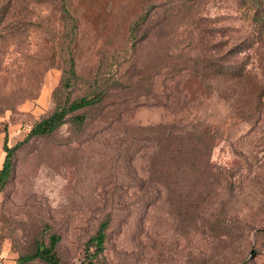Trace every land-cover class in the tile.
<instances>
[{"label":"rangeland","instance_id":"obj_1","mask_svg":"<svg viewBox=\"0 0 264 264\" xmlns=\"http://www.w3.org/2000/svg\"><path fill=\"white\" fill-rule=\"evenodd\" d=\"M244 6L0 0V169L4 142L24 141L0 191V264L53 234L61 264L86 262L102 223L96 264H264V28ZM230 49L245 76L207 74Z\"/></svg>","mask_w":264,"mask_h":264},{"label":"trees","instance_id":"obj_2","mask_svg":"<svg viewBox=\"0 0 264 264\" xmlns=\"http://www.w3.org/2000/svg\"><path fill=\"white\" fill-rule=\"evenodd\" d=\"M241 4L244 6V10L246 15H253L256 16V19L260 21V27L263 30L264 28V6H263V0H240ZM254 3V5L260 7L254 11L251 6V3ZM209 21V20H208ZM207 32H213L216 28L214 25H212V21H210ZM259 24V23H258ZM222 43V42H219ZM216 44H211L208 49L215 51L214 48L216 47ZM239 50L236 49H230L227 52H225L221 56H217L214 53H210L207 55V74H212L215 77H229L231 79H240L245 76V65L243 63H236L235 56L237 55ZM74 66L73 63L70 64V67L68 71L65 72V74H68L67 78L65 77L63 79L65 86H70L69 75H74ZM101 100L100 95H93L91 97L89 96H83L79 99L71 101L67 106H62L59 108H56L49 116L46 118L40 120L37 122L32 129L29 131L27 135V139L31 136H39V135H46L51 132H53L60 124L63 123V120L65 116L73 112L77 109L91 106L96 103H98ZM75 118L79 121L84 120L83 115H76ZM24 141H19L15 145L8 146L6 144V141L4 142L3 148L5 151L4 160L2 162V167L0 169V191L3 188V184H5L7 178L9 177L11 170H12V156L15 150L23 143ZM106 226V223H102L99 229L97 230L96 234L92 236L87 241V247H85V253L86 257L88 259L86 262H81L79 264H96L93 261H91V257L95 256L96 254L100 253L104 249V242H105V232L104 228ZM59 237L56 234L51 235L49 240L48 246L43 245H37L35 250L31 254H26L23 256H20L17 259L16 264H26L27 262L33 260V259H40L44 261L47 264H61L58 256L55 252V245L58 242ZM94 246V250L92 253L90 252V247Z\"/></svg>","mask_w":264,"mask_h":264}]
</instances>
